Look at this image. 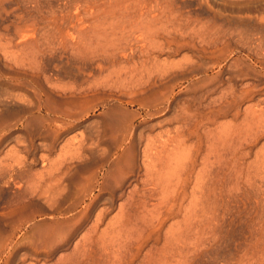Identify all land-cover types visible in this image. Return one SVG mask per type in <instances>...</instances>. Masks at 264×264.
Returning <instances> with one entry per match:
<instances>
[{
	"label": "bare ground",
	"instance_id": "6f19581e",
	"mask_svg": "<svg viewBox=\"0 0 264 264\" xmlns=\"http://www.w3.org/2000/svg\"><path fill=\"white\" fill-rule=\"evenodd\" d=\"M152 2L137 0L133 7L145 9L152 19L141 20L139 28L154 31L148 43L145 35L125 34L137 16L134 11L117 24L115 29L122 25L120 32L125 26L122 33L106 35L98 28L102 36L92 41V50L87 51L91 43L77 50L79 67L96 59L99 72L106 71L102 77L52 80L43 73L42 79L38 69L26 80L0 82L6 92H28L15 93V106L0 105V264L29 259L44 264H218L207 253L221 242L222 224L209 217L208 199L211 192L216 197L231 193L244 177L253 179L244 169L243 158L249 154L243 148L264 137V98H258L264 96L262 39L256 40L254 31L227 28L216 20H201L194 31L180 29L172 10L165 20L158 18L162 12L151 16L147 10ZM129 4L124 5L132 8ZM166 24L170 27L164 28ZM136 26L132 21L126 32ZM181 30L190 31L189 41L181 43L179 34L172 33ZM181 45L190 46L193 56L179 62L159 60L161 53ZM37 62L27 66L41 64ZM132 78L133 90L125 86ZM176 82L185 84L192 96L178 105L172 118L177 125L162 131L170 144L147 142L139 163L131 144L132 122L141 111H166ZM116 90L141 96L130 103L139 111L115 100ZM96 111H101V122L91 143L82 135L71 137L52 159L62 135ZM116 130L122 133L117 144ZM102 136L114 144H98ZM39 161L41 167L35 169ZM225 175L231 178L228 186ZM195 196L196 210L191 204ZM115 206L116 214L107 219ZM180 217L181 223L164 232L167 222Z\"/></svg>",
	"mask_w": 264,
	"mask_h": 264
},
{
	"label": "rangeland",
	"instance_id": "374dc122",
	"mask_svg": "<svg viewBox=\"0 0 264 264\" xmlns=\"http://www.w3.org/2000/svg\"><path fill=\"white\" fill-rule=\"evenodd\" d=\"M122 1L123 0H0V82L9 83L17 81L18 79L21 81L26 80V78L28 79L31 76L36 75V71L38 69L43 70H38L39 72L37 71L40 73V77L42 79H44L43 77L46 75V77H49V79L57 78L60 80H76L77 78L87 79L92 77V75L95 78L99 76L102 77L106 71L104 70L102 73L99 72L98 65H96L99 61H96V59L88 63V66L86 65L83 66V68L81 67L83 70L79 67V61L76 60V62L74 59V56H78L80 54L77 51L80 50L79 48L85 49L86 46H89L91 43L90 46L87 47V51L89 52L90 49L92 50L94 47L92 41H94V39L96 40V37L101 35V32L99 33L98 28L103 30V33H107L106 35L110 33L113 34L114 32L120 34L123 32L125 26L122 28V32H120L119 28H121L122 25L120 24L121 27L118 26L119 28L115 29L117 24L122 21L125 23V21L131 17L132 12L133 14L137 12V16L135 13L134 18H131L132 20L130 19L131 21H129L130 23L128 24L129 27H127V23V26L125 27L127 28L126 31H130V26L133 21L135 25L137 24L133 30L134 32L131 31L127 33L125 31V34L136 33L135 35L132 34L136 38H142L143 35H145L142 39L144 40L145 38L144 41L148 43L149 41L147 42L146 39L148 40L149 37L152 38V34L154 33L153 29V32H151V28H148L151 27L149 23V26H147L149 30L143 29V31H140L139 28L143 20L149 22L152 19H150L151 17L148 18V14L144 13L146 10L142 9L141 7L139 8V6L138 9L140 13L135 11V8L133 7H136L135 4L137 3L135 2L137 0H124L123 2H126L121 3ZM122 4H129L132 6V8L130 6H126V8L125 5L123 6ZM152 4L151 5L154 8H152V6L149 8L150 5L148 7L149 9L146 8L149 10H147V12H149L151 16L162 12V15L160 16V13L158 18L162 17L163 20H165V17L169 15L168 12L172 10L171 13L176 15L178 19L179 27H182H180V29L184 28L186 30L189 29L190 31H194L193 28L198 27L201 22H204L205 20H216L219 24L227 28L230 27L240 29L243 27L244 29L242 28V30H246L248 32L254 31L258 33L255 35L256 40L259 41L260 38L262 39L259 41L261 43V47L260 45L259 47L264 50V0H153ZM167 7H170V9ZM128 8V12L131 13H127L126 10H128ZM140 10L143 11L142 13L147 15L145 16L147 18H143L144 15L141 14ZM114 12H117L118 14H115ZM125 12L128 14H126L127 16H125ZM120 13L122 15L124 14V19H122V16H119L121 15ZM156 17L154 16V18ZM146 25L147 23L145 24V27ZM166 27L168 28L170 25L166 24L164 28ZM55 28L59 30L58 32L56 31V33ZM115 30L119 31L120 33L116 32ZM137 30H139V32ZM186 30L172 33L175 35L179 34V42L184 43L189 41L188 35L190 34V31ZM184 31L186 32L184 33ZM180 33H183V36L187 35L186 38L181 39ZM52 37L53 39H51ZM133 38L129 40H133ZM163 39L164 38L162 37L159 39V41H165ZM234 40L236 39L232 40L234 42H231V44H234L232 46H236V41ZM51 45L53 47H51ZM177 47H182V45ZM177 47L173 46L172 51H164L161 53L159 60L164 61L166 59H171L174 62H179L183 61L185 58L191 57V55L193 56L194 54L190 46L184 45V48L182 47L179 50ZM175 50L178 51L175 52ZM29 59L33 61V63L34 60H36V62L38 61L41 64L28 67L27 63H31V61L28 62ZM132 84H135V78L130 79L128 82L126 81L125 86L130 85L128 87H131ZM135 85H132V90ZM175 85L177 86L174 88L173 99L168 105V109L166 111L155 114L151 113L152 115L146 114L145 111H141V116L135 118L132 122L130 128L132 133L131 144H135L137 160L139 163L141 162V150L143 149L144 144H148L149 142H151L149 144H170L166 142L168 138L165 136V133H162V131L164 132L165 129L177 125V123L172 118L176 114L178 105L184 102V100H188L189 97L192 96L191 93L186 90L187 88H185V84H177L176 82ZM11 91L7 90L6 92L5 89H0V105L9 107L15 106L16 98L14 95L17 93H28L26 91ZM114 94L115 100H121L124 103L126 102L125 108H128L130 111L132 110L131 112L139 111L137 105L132 106L130 103L137 101L141 96H135L133 93H131L129 96H123L120 94L119 90H116ZM210 97H215V94H212L209 96V98ZM258 98L261 99L264 98V96H258ZM245 105L246 104L243 106ZM169 120H172L173 122ZM97 122H101V111H96L89 118L83 120L79 124L76 123L74 130L72 129L71 131L62 135V138H60L57 144V148L54 150L55 152L53 151V154L51 153V158L54 159L57 157L60 147L66 144V141L71 137L78 136L80 138L82 135L86 139V144H90V139L92 138L93 134L92 132H95L94 130L97 128ZM115 132L113 134V138H116L115 144H117V141H120V138L122 139V133L118 132L117 130ZM16 133L17 135L21 134L18 132ZM215 133V135H217L219 138L218 135H220L221 132ZM159 134H162V136ZM13 135H15V133ZM215 135H213L214 138H212V140L215 139ZM148 138L152 141H149ZM108 139V136H102L101 141H99L98 144H114V142L111 140L108 142ZM217 140L219 141V139ZM3 150H6V148L4 147ZM243 151L244 153L249 154L243 158V163H246L247 165V167H244V169L247 172L249 171L250 175L253 174L249 178L253 179L246 180V177H244V179H240L238 188H236L231 193L227 191L226 193H223L222 196L216 197L215 194L211 192L208 199L209 217L215 218V223L217 222L220 225L222 224L221 230L218 232L219 236H221V238L219 237V241L221 242H218L217 246L210 249V251L207 253L208 258L211 260L214 259L218 264H235V262L239 260H243L241 264H249L248 262H250V264H264V137L260 138L259 142L255 143L253 146L244 147ZM42 153L44 154L47 152L43 151ZM212 157L214 156H211V162L214 163L216 160H214ZM95 158L93 160H95ZM215 165L214 168L216 167ZM212 166H210V168L213 170ZM248 166H252L253 168L250 167L251 169H249ZM40 167L41 163L39 161L37 162L35 169H39ZM198 170L199 165L196 167L194 175L198 173ZM225 177V184L228 186V180L230 181L231 178L228 175H225ZM193 185L194 184H192V187ZM191 204L194 210L198 208L197 196L193 198ZM116 207L117 206H115L114 210L109 214L107 219H110L116 214ZM251 219H256V221H254L256 224ZM181 222V217L167 222L164 232H166L171 225L175 227ZM79 239L80 236L75 239V243ZM50 263L51 262H49V264ZM14 264L44 263H37L34 260L29 259L24 263L16 261Z\"/></svg>",
	"mask_w": 264,
	"mask_h": 264
}]
</instances>
